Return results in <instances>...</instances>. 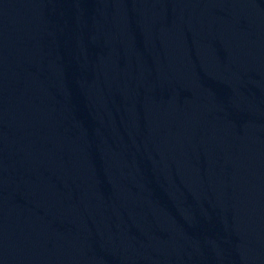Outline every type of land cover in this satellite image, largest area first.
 <instances>
[{
  "label": "water",
  "instance_id": "obj_1",
  "mask_svg": "<svg viewBox=\"0 0 264 264\" xmlns=\"http://www.w3.org/2000/svg\"><path fill=\"white\" fill-rule=\"evenodd\" d=\"M0 264H264V0H0Z\"/></svg>",
  "mask_w": 264,
  "mask_h": 264
}]
</instances>
